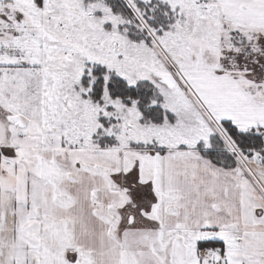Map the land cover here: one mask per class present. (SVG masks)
Returning <instances> with one entry per match:
<instances>
[{
  "label": "snow or ice",
  "instance_id": "1",
  "mask_svg": "<svg viewBox=\"0 0 264 264\" xmlns=\"http://www.w3.org/2000/svg\"><path fill=\"white\" fill-rule=\"evenodd\" d=\"M0 264H264V0H0Z\"/></svg>",
  "mask_w": 264,
  "mask_h": 264
}]
</instances>
